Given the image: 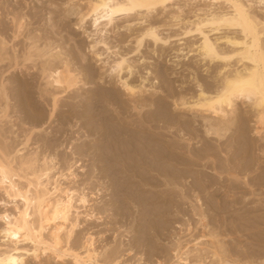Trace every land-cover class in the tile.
<instances>
[{"label": "bare ground", "instance_id": "obj_1", "mask_svg": "<svg viewBox=\"0 0 264 264\" xmlns=\"http://www.w3.org/2000/svg\"><path fill=\"white\" fill-rule=\"evenodd\" d=\"M87 1L77 22L80 27L88 23L91 36H101L118 17L140 11L147 15L171 0ZM220 1L228 5L229 13L209 14L192 23V32L200 36L198 57L220 65L214 67L219 74L217 85L212 89L210 83L205 87L197 83L195 96L188 99L171 92L172 110L166 99L154 96L157 92L146 100V88L123 77V71L132 73L124 57L109 61L110 56L105 61L101 58L104 53L92 50L102 45L108 51L104 42H90L88 48L98 61L103 60L101 65L108 78H116L132 98L140 96L135 101L131 98L129 111L111 88L99 87L79 96V88L87 81L72 67V49L63 52L50 31L34 25L42 20L40 11L26 10V16L20 4L10 5L9 9V0H0V264H47L50 259L64 264L65 260L70 264H123L113 251L99 263L101 252L92 234L86 233L80 246L73 243L81 214L85 221L100 220V212H94L97 210L92 209L79 184L78 189H72L70 184L62 187L58 182L63 177L75 188L79 176L72 168L78 161H66L62 170L65 174H53L59 161L57 147L62 144L58 143L57 133V137L40 135L49 128L55 131L56 125L71 127L73 121L84 126L86 137L91 139L65 148L73 156H87L96 165L89 175L94 178L96 172L109 182L110 204L126 209L128 199L137 201L143 211L141 236L153 226H167L168 212L182 216L183 223L176 222V229L184 226L189 232V218H185L182 207L188 203L186 209L191 217H197L202 231L192 239L193 255L188 248L184 250L179 237L175 239L172 251L176 264H205L207 255L210 264H264V246L239 253L217 239L214 232H204L210 223L207 211L215 196L239 194L238 204H242L248 195H264V21L251 15L241 0ZM30 22L36 28H28ZM204 27L211 31L233 28L242 38H224L232 49L223 51L217 45L221 38L212 41ZM145 39L153 44L165 42L155 26L141 32L136 48ZM233 58L241 63V70L225 72ZM87 71L91 73L89 68ZM163 96L168 98V92ZM237 103L244 108L240 110ZM26 124L30 126L24 130ZM63 130L56 132L63 135ZM17 131L23 133V140L8 142L9 135ZM18 136L17 132L14 138ZM39 143L29 155L21 153ZM19 145L22 148L17 149ZM220 207L228 209L226 204ZM255 208L264 211V205ZM205 238L214 242L206 244Z\"/></svg>", "mask_w": 264, "mask_h": 264}, {"label": "rangeland", "instance_id": "obj_2", "mask_svg": "<svg viewBox=\"0 0 264 264\" xmlns=\"http://www.w3.org/2000/svg\"><path fill=\"white\" fill-rule=\"evenodd\" d=\"M241 1L246 7L248 6V12L251 15L256 18L258 17L260 21H264V2L257 3V0ZM15 3L20 4V6L24 8V11L22 10L21 13L24 15L26 14V16L28 13L40 11L39 16L42 20H40L39 25H34L38 27V29L40 26L41 30L44 28V30L47 29V31H50L53 39L58 43L63 52L72 49V53L74 54L71 61L73 62L72 67L78 74L77 76L83 77L85 82L87 81L84 87L81 86L79 88L77 92L79 96L83 97V95L90 94L92 90L99 87L111 88L114 89V91L116 90L115 92L120 96H118L119 99H122L124 104L129 107V111L131 107L130 104H132L131 102L140 97L135 96L132 98L123 91V88L116 78H108L105 74V68L101 65L103 60L98 61L88 48L92 40L103 41L108 48V51H105L102 45L100 46L103 47L104 50L98 45L92 49L93 51L95 50V52L104 53L101 58L105 57V61L107 57L110 56L111 57L108 58L109 61L113 57H124L131 66L132 73L131 75H127V72L123 71V77L126 79L128 78L129 80L127 79V81H130V83L135 86H144L147 91L143 93V98L146 100L149 99V94L157 92L154 96H160L166 99L167 106L168 108L170 107L169 110L173 109V103L171 102L172 98L169 97L171 92L176 95H183L188 99L191 96H195L196 90H198V84L205 87L206 83H210L209 86L211 85L210 87L212 89H215L217 85V80L219 78L217 76L219 74H216L217 69L215 70V68L220 65H218L219 63L214 64L213 62L209 64L206 61H201V58L198 57L196 48L200 36L192 32V23L198 21V19L208 17L209 14L217 15L220 13H229L230 8L227 4L223 3V1L171 0L165 4L164 8L158 7L147 15L144 11H140L139 13L131 12L126 16L118 17L114 21V25L101 35L102 37L100 34L91 36L90 31L92 29L89 28L88 23L80 27V24L77 22L79 14L84 12L87 7V0H9V9L11 8L10 5L14 6ZM34 7H36V9ZM26 10L28 13H26ZM31 22L30 24L32 25ZM31 25H29L28 28H36L34 25ZM55 25L56 27H54ZM150 26L156 27L159 37L165 42L153 44L150 40L145 39L141 46L136 48V39L141 32H144L145 29ZM203 30L212 41L215 38L216 40L221 38L217 41V45L219 44V49L223 51H230L232 49L229 44L225 43L224 38L227 37L237 41L242 38L239 30L233 28L223 27L211 31L210 27H204ZM261 41L264 47V35L261 37ZM236 61L237 58H233L230 65L231 68L229 67V70L226 68L225 72L226 70L227 72H231L234 69L241 70V63L237 64ZM88 68L91 70L90 74L87 71ZM99 75H101V77ZM42 87L40 86L39 88L42 89ZM167 92L168 98L163 96L167 94ZM125 102H129V105ZM239 104L240 103H237V106L240 107L241 105ZM109 107L112 109L111 106ZM243 108L244 107L241 106L240 110ZM176 113H179V111ZM186 113L189 114V112ZM73 122L71 123L72 129H70L71 127L69 125H56L58 130L64 129L61 132L63 135H59V133L56 132V128L54 129L55 131H52L53 129L50 128L44 132L39 131L42 137H57L58 135V143L62 144V146L57 147L56 153H59L57 161H59H56L57 169L53 174L58 171L64 173L65 171L62 170L65 169L67 165L65 163L66 161H78L75 167L72 168L79 176V179H77L79 181H77V183L75 182V188L74 185L72 187L73 182L69 183V181L66 179L64 180L63 177L62 179H58V182H60L62 187H65V185L68 186L69 184V187L72 189H78L79 185V188L83 187L84 193H87L86 196L90 200V205H93L92 209L94 208L97 210L94 212H100V214L97 215V217H101L100 220H94L92 218V220L89 219L90 221H85L81 218V214V224L76 230L73 243L80 246L87 235L86 233L92 234L95 238V247H97L98 252H101L98 258L99 263H102V260L106 259L107 255L110 256V252L113 251L115 257L123 260V264H138L139 262L144 264H176L173 255L174 251L172 250L175 239L178 237L181 241V245H185L184 250L188 248V250L193 251L191 253V255H193L194 248L192 247V239L198 237L202 229L197 222V217H191L189 208L186 209L188 203L183 204L182 207L186 211L185 218H189L188 220L191 227L189 232L185 230L184 226L181 230L176 229L175 225L177 223H183L182 216L176 215L175 212H168V214L171 215L168 216L169 223L167 226L163 229L159 228V226H153L151 230L149 229L150 231L147 230L145 232L144 237L141 236L139 232L141 231L143 211L140 205H137V201L128 199L126 202V209L118 208L117 204H110L111 194L109 182L97 175L96 172L94 178L89 175V172H91L92 169L94 170L96 165L92 164L87 156L77 154L73 156L68 148H65L67 144H80L91 139V136L86 137L83 129L84 126H79V122ZM250 123L252 124L249 125L252 126L253 121ZM29 126L30 125L26 124L23 126V129H29ZM49 130L53 133H50ZM71 130L74 134L71 133ZM64 131L66 132V136ZM17 132L20 136L14 138ZM17 132L14 135H9L11 139L9 138L7 141L11 142L14 140L16 143L21 142V140H23L21 135H23V133H20V131ZM56 133L57 135H55ZM38 145L40 146L41 144L39 143L24 148L21 153L29 155ZM20 148H22L21 145L17 146V149ZM38 149L39 148H37V151ZM80 165L81 167H79ZM240 199L241 197L239 194L236 195V197H226L222 194L215 196L213 204L211 205L212 208L207 211L210 223L208 229L204 230L205 233L210 231L214 232L218 235L217 239L224 242L225 245L231 246L234 251L239 253L246 249H256V245L264 246V211L256 210L255 208L256 205H264V195L260 197L248 195L242 204H238ZM221 204H226L228 209H222L220 207ZM80 211H82V209ZM162 218L164 220L165 217ZM204 242L208 244L214 242V240L205 238ZM203 252L205 251L201 253ZM209 256L210 255H207L205 264H210L207 263L209 261ZM47 264L64 263H59L50 259ZM65 264H70L69 260H65Z\"/></svg>", "mask_w": 264, "mask_h": 264}]
</instances>
